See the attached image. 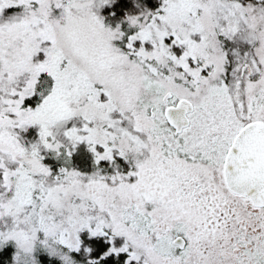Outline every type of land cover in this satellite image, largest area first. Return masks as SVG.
I'll list each match as a JSON object with an SVG mask.
<instances>
[{"label":"snow or ice","instance_id":"1","mask_svg":"<svg viewBox=\"0 0 264 264\" xmlns=\"http://www.w3.org/2000/svg\"><path fill=\"white\" fill-rule=\"evenodd\" d=\"M0 264H264V0H0Z\"/></svg>","mask_w":264,"mask_h":264}]
</instances>
